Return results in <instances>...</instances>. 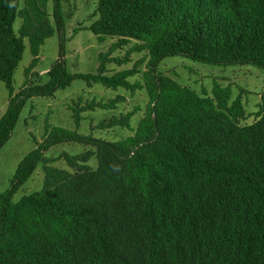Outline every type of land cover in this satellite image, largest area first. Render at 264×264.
Segmentation results:
<instances>
[{
    "label": "trees",
    "instance_id": "16d2710c",
    "mask_svg": "<svg viewBox=\"0 0 264 264\" xmlns=\"http://www.w3.org/2000/svg\"><path fill=\"white\" fill-rule=\"evenodd\" d=\"M0 0V80L9 101L0 116V148L10 138L29 99L54 96L83 79L108 88H144L148 100L135 129L121 112L95 127L121 126L134 133L118 140L46 125L42 141L19 162L9 189L0 193V264H264V93L253 122L242 92L215 83L212 95L182 85L157 69L165 57L264 68V0H99L88 26L101 40L97 72L68 71L64 58L37 81L45 40L64 29L60 0ZM23 19L18 30L14 23ZM28 38L33 55L27 80L13 78ZM124 56L115 51L127 46ZM64 47V38L61 43ZM133 67L107 74L134 52ZM141 79L129 78L141 72ZM34 79V80H33ZM127 96L79 99L69 108L76 126L82 113L116 109ZM63 142L90 149L60 153L72 170L51 165L45 152ZM96 155L97 167L88 164ZM42 162L44 186L13 201L17 188Z\"/></svg>",
    "mask_w": 264,
    "mask_h": 264
},
{
    "label": "rangeland",
    "instance_id": "374dc122",
    "mask_svg": "<svg viewBox=\"0 0 264 264\" xmlns=\"http://www.w3.org/2000/svg\"><path fill=\"white\" fill-rule=\"evenodd\" d=\"M98 1L60 0L61 14L64 20L63 31L56 28L53 17L55 1H49L47 9L56 29L53 36L47 38L40 48L39 62L35 67V71L39 73L36 78L38 82L47 81L46 71L59 58L65 59L66 67L72 73L97 72L99 53L106 51L113 42L117 41L118 37L107 35L101 40L90 29L83 27L76 30V28L88 26L96 19V16L93 17L92 14L96 10ZM22 21L23 19L19 16L15 20L14 28L17 33ZM63 38L64 47L61 45ZM24 42L26 47L23 58L13 78L15 92L19 91L26 83L25 70L33 58L29 39L25 38ZM134 43L135 40H132L127 46L116 50L114 55L124 56ZM146 54V51L134 52L131 54V60L122 65L110 63L107 74L111 75L133 67L136 61L145 57ZM147 61L148 59H145L139 65L140 73L129 78L132 82L141 79L142 71L147 68ZM157 69L170 75L182 85H187L200 93L205 89L212 95L215 83L231 85L234 96L242 92L243 101L250 114L246 122L251 123L256 118L255 113L259 110L261 95L264 93V68L262 67L250 63L220 65L193 60L184 55H174L163 58L158 63ZM118 94L126 95L127 100L118 104L116 109L97 108L82 113L84 119L79 127L76 126L73 111L69 108L70 105L79 99L87 101L96 97L98 100H108ZM147 100L148 96L144 88L137 89L132 95V91L124 87L108 88L101 82L88 85L83 79H75L71 85L58 89L54 96H35L29 99L10 138L0 148V193L10 188L22 158L37 147V140L42 141L46 125L63 126L77 130L81 134H93L95 137L114 141L134 133L133 129L137 127L143 116ZM8 101L9 91L5 83L0 80V116L5 112ZM136 106H140L141 110L132 117L131 126L133 129L121 126L114 129L95 127L103 119L132 110ZM90 148L91 146L78 142H63L49 148L45 155L55 158L53 162H50L51 165L72 170L64 158L56 159V157L63 152L77 154ZM88 164L93 168L97 167L96 155L89 159ZM44 180L43 163L40 162L31 176L17 188L12 198L13 201H18L24 195L40 191L44 186Z\"/></svg>",
    "mask_w": 264,
    "mask_h": 264
}]
</instances>
